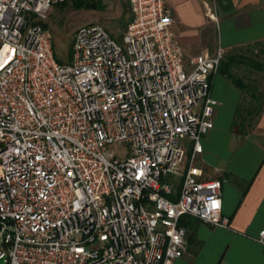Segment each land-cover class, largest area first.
I'll list each match as a JSON object with an SVG mask.
<instances>
[{"label":"built area","instance_id":"2783aa9c","mask_svg":"<svg viewBox=\"0 0 264 264\" xmlns=\"http://www.w3.org/2000/svg\"><path fill=\"white\" fill-rule=\"evenodd\" d=\"M68 1L0 0L2 264H173L181 219L228 226L195 164L223 51L185 62L165 0H128L119 41L81 24L60 62L46 18Z\"/></svg>","mask_w":264,"mask_h":264},{"label":"crops","instance_id":"0c3cea01","mask_svg":"<svg viewBox=\"0 0 264 264\" xmlns=\"http://www.w3.org/2000/svg\"><path fill=\"white\" fill-rule=\"evenodd\" d=\"M165 2L185 62L199 53L212 56L218 48L228 53L264 42V0ZM210 92L218 105L195 164L203 177L221 181V213L228 226L212 227L186 216L185 250L173 264H264V243L258 240L264 230V99L260 105L252 99V110H258L254 130L242 136L232 130L242 91L217 71Z\"/></svg>","mask_w":264,"mask_h":264},{"label":"rangeland","instance_id":"374dc122","mask_svg":"<svg viewBox=\"0 0 264 264\" xmlns=\"http://www.w3.org/2000/svg\"><path fill=\"white\" fill-rule=\"evenodd\" d=\"M128 0H85L83 6L74 7L72 1L53 6L48 12L46 24L53 35L54 56L60 62L68 61L73 32L81 24L93 22L103 26L116 40H120L128 19ZM261 46L246 47L244 45L223 53V58L232 56L234 66L230 68L233 76L251 88L253 94L258 96L259 102L264 99V69L259 70L252 66V62H258L264 66V42ZM260 95V97H259ZM248 91H242L239 100V116L235 118L232 130L242 136L252 135L257 114L252 110L253 98ZM125 144L108 146V150L115 155H126Z\"/></svg>","mask_w":264,"mask_h":264},{"label":"trees","instance_id":"16d2710c","mask_svg":"<svg viewBox=\"0 0 264 264\" xmlns=\"http://www.w3.org/2000/svg\"><path fill=\"white\" fill-rule=\"evenodd\" d=\"M70 1H72V4H73L74 7L83 6L84 3H85V0H70ZM63 3H65V2H63ZM60 4H62V3H60ZM69 55H70V51H69ZM68 59H69V57H68ZM234 64H235V60H234V58L232 56H229L227 58L221 59L219 61V65H218L217 71L221 75H223L225 78H227L229 80V82H231V84L233 86H235L236 88H238L240 91H248L251 98L259 99L258 96L254 97V94H253L254 92H252L251 88L248 87L246 84H244L241 81L240 78H237V77H235V76H233L231 74L230 68L232 66H234ZM252 66L256 67L259 70H263L264 69L263 65H261L258 62H254L253 61L252 62ZM259 97H260V95H259ZM239 112H240V108H237V111H236L237 115H238ZM181 222H182L183 225H185V222H184L183 219H181Z\"/></svg>","mask_w":264,"mask_h":264},{"label":"clouds","instance_id":"9594fccd","mask_svg":"<svg viewBox=\"0 0 264 264\" xmlns=\"http://www.w3.org/2000/svg\"><path fill=\"white\" fill-rule=\"evenodd\" d=\"M37 10H38V9H37ZM213 203L215 204V206H216L217 208L220 207L221 202H220L219 200H215Z\"/></svg>","mask_w":264,"mask_h":264},{"label":"water","instance_id":"95a60500","mask_svg":"<svg viewBox=\"0 0 264 264\" xmlns=\"http://www.w3.org/2000/svg\"><path fill=\"white\" fill-rule=\"evenodd\" d=\"M2 263H3V258L1 257V258H0V264H2Z\"/></svg>","mask_w":264,"mask_h":264},{"label":"snow or ice","instance_id":"6c2138e0","mask_svg":"<svg viewBox=\"0 0 264 264\" xmlns=\"http://www.w3.org/2000/svg\"><path fill=\"white\" fill-rule=\"evenodd\" d=\"M214 206H215V204H214Z\"/></svg>","mask_w":264,"mask_h":264}]
</instances>
